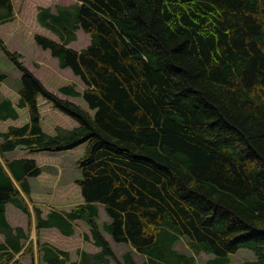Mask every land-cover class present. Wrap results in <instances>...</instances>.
I'll return each mask as SVG.
<instances>
[{"label": "trees", "instance_id": "obj_1", "mask_svg": "<svg viewBox=\"0 0 264 264\" xmlns=\"http://www.w3.org/2000/svg\"><path fill=\"white\" fill-rule=\"evenodd\" d=\"M0 11L11 18V1L0 0ZM37 20L61 41L35 35L36 45L81 80L86 89L72 94L94 114L48 91L0 41L22 75L17 108L29 113L28 124L0 133V264H22L16 256L34 252L8 224V203L29 227L34 218L36 232L72 236L73 223L85 222L84 238L100 249L72 262L37 241L39 263L134 264L129 252L116 258L106 233L143 264H196L201 254L211 256L205 264H230L243 249L254 256L243 264H264V0H79L54 13L41 8ZM77 31L90 38L80 52L68 47ZM38 96L78 127L43 133ZM8 118L17 112L4 99L0 121ZM81 146L83 204L45 218L31 211L23 196L31 202L27 180L41 170L3 154ZM99 207L109 222L98 223ZM181 239L190 254L176 251Z\"/></svg>", "mask_w": 264, "mask_h": 264}, {"label": "crops", "instance_id": "obj_2", "mask_svg": "<svg viewBox=\"0 0 264 264\" xmlns=\"http://www.w3.org/2000/svg\"><path fill=\"white\" fill-rule=\"evenodd\" d=\"M10 1L12 3L11 18L4 19V16L0 17V41L3 42L10 53H17L21 56L20 60L24 63L25 67L48 91L52 92L60 99L70 101L86 110L85 106H87V104L84 100L81 101L83 99L82 96H74L72 94L73 91L79 95L84 92L85 86L81 80L75 76L70 69L60 68L58 60L51 56L50 51L41 49L34 41L35 35L46 37L55 42L61 41L55 33L39 24L37 20L39 9L49 8L51 12L54 13L57 8L71 7L79 2V0H68V2H65L66 0H42V2L39 0ZM1 11L3 12V10ZM83 34L82 31L75 32L76 39L69 43L68 47L77 52L85 49L87 46L82 49L75 46L81 35L84 36ZM87 36L85 34L86 40H89L87 45H89L90 38ZM27 43H31V45L29 44L26 46ZM33 44L37 47H34ZM28 51L33 53H28ZM0 52L2 51L0 50ZM4 65L5 67L0 69V72L6 74L7 79L3 83H0V102L4 99L9 100L12 107L17 112V118H8L0 121V133H7L10 128H20L29 122L28 110L26 108H17L19 102L18 88L22 75L14 67L13 63V68H9V65L6 63ZM69 87L73 89L69 90ZM64 88L65 90L63 92L62 89ZM37 103L38 112L40 114V127L43 133L49 136H56L58 130H72L78 127V123L74 119L56 110L52 104L47 102L42 96L37 97ZM82 147L84 146L60 153H30L22 149H16L3 154V159L6 161H33L41 170L39 175L28 178L27 180L30 188L31 202L26 198L24 199L31 211L33 207H36L41 211V216L45 218L52 211L57 213L70 212L76 205H80L84 202L81 190L77 185L79 179L71 176L72 171H70L69 174L68 165L64 163L66 155ZM0 161H2L1 156ZM65 173L67 178H64ZM98 211L101 222H109V219L102 214L104 208L99 207ZM5 215L8 224L12 228H21L27 234V240L21 241L24 247H26L29 242L33 243V254L16 256L22 264H45L43 261L39 263L37 256V241L39 245H49L50 247L67 252L72 262L79 260L82 251L89 254L100 252V249L93 244L91 239L87 241L84 240L85 235H90L89 227L84 222H74L73 235L66 236L55 227L42 228L39 232H36L34 220H32V224L29 228L28 217L11 203L6 205ZM101 216H104L105 219L102 220ZM104 237L110 244L116 258L121 261L114 251L115 247L121 244H115L106 233ZM3 242L4 237L0 234V244ZM126 247V251L128 250L127 252L131 254L132 260L134 264H136L132 256V254L135 253H133L128 246ZM138 256L139 255L135 254V257ZM139 257L144 260L142 256ZM253 260L254 258L250 261Z\"/></svg>", "mask_w": 264, "mask_h": 264}, {"label": "rangeland", "instance_id": "obj_3", "mask_svg": "<svg viewBox=\"0 0 264 264\" xmlns=\"http://www.w3.org/2000/svg\"><path fill=\"white\" fill-rule=\"evenodd\" d=\"M33 1H35V0H33ZM39 1L42 2V0H39ZM65 2H68V0H66ZM83 35L84 36L81 35L79 41L75 44V46L80 48V49L84 48L85 46H88L87 42L89 40L87 41L85 38V34H83ZM79 36H80V34H79ZM29 44L31 45V43H27L26 46H28ZM33 45H34V47H37V46H35V44H33ZM28 53H33V52L28 51ZM5 63L7 65H9V68H13L12 63L2 54V52H0V69H3L5 67V65H4ZM81 101H83V99ZM85 107H86V111H89L93 115V111H91L88 108V106H85ZM83 153H84V147L80 148L79 150H75L71 154H68L65 156L66 158H65V162H64L65 164L68 165L69 174H70V171H72L71 176H73L79 180L81 178V174H80L79 169L77 168V161L83 156ZM64 175H65L64 178H67L66 173ZM102 214L105 215L103 211H102ZM101 219L103 220V219H105V217L101 216ZM99 223L100 224L102 223L100 219H99ZM126 249H127V247L125 245H119V246L115 247L114 251L116 252L118 258L121 259V261H122L123 254L128 251V250L126 251ZM175 249H176V251H178L180 253L190 254L189 250L187 249L185 239L179 240L175 244ZM132 256H133V259L135 260L136 264H142V262L144 261L139 256L135 257V254H132ZM229 257H230V264H243V263L250 261L254 258L253 253L250 252L249 250H245V249L239 250L236 254L230 255ZM209 258H211V256L201 254L197 258L196 264H205L206 260Z\"/></svg>", "mask_w": 264, "mask_h": 264}]
</instances>
